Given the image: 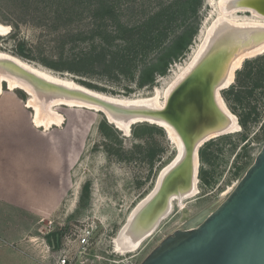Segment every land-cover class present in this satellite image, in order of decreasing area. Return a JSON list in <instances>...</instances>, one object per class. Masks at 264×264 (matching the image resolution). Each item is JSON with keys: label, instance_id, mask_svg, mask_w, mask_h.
Masks as SVG:
<instances>
[{"label": "rangeland", "instance_id": "374dc122", "mask_svg": "<svg viewBox=\"0 0 264 264\" xmlns=\"http://www.w3.org/2000/svg\"><path fill=\"white\" fill-rule=\"evenodd\" d=\"M17 1L0 0V13L10 21H13L17 15L26 17L29 21L21 23L19 29H14L10 22L0 19L1 24L9 27L7 34L0 36V52L19 59L31 67H42L58 77L74 80L76 84L113 98L132 99L153 96L156 90H159L161 104L164 102L165 92L179 73L191 63L208 28L220 14L218 0H202L199 18L193 21L194 25L198 26V32L191 44L182 53L180 52L178 57L172 59L167 74L158 75L156 84L152 88L139 90L135 83L125 78L113 81L101 76L82 77L69 72H57L42 64L40 60L52 61L62 53L63 49L59 45L62 28L35 24L29 18V12L40 6L34 1L33 3L29 0ZM112 1L117 7L118 20L122 24L134 26L163 7L172 3L179 4L183 0ZM231 18L257 19L253 17V13L247 12L232 14ZM82 23L86 26L91 23V19L86 17ZM18 40L33 49L36 61L24 59L16 53L15 46ZM70 47L66 50L67 55L76 51L71 50ZM79 80L106 90L99 91L87 87ZM128 86L134 89L133 93L127 91ZM2 88L0 95L15 94L26 107L30 108L34 125L42 131H48V135H54L52 140L54 139L57 152L67 157V167L65 169L62 164V169L66 170L67 175L71 171L72 175L70 187L49 189L52 196L57 193L54 190H59L61 194L58 193V198L64 197L56 215L43 220L35 216L21 215L13 209L0 211L8 213V216L0 215V224L3 226L0 227V239L7 240L0 241V264H54L64 253L66 238L71 237L75 241L77 230L90 225L95 229L94 244L90 253L101 258L93 259L86 256L83 259H88L86 264H142L165 238L183 228L190 219L204 210L216 209L225 201L264 147L263 53L246 59L237 71L233 85L222 92V97L228 109L237 117L241 130L214 138L203 146L202 149H206L207 152V160L201 159L197 194L184 200L182 204L175 201L171 214L153 235L142 243L137 252L121 254L116 252L115 239L136 207L153 192L161 172L178 155V146L169 139L165 131L161 134L158 131L141 129L140 138L135 136L134 126L130 134H124L119 130L117 132L104 114L79 106L54 107L53 110L62 119L60 125L53 124L48 129L38 127L35 124V108L29 106L31 95L22 89L10 90L7 82L2 83ZM243 119H248L246 127L241 124ZM104 121L112 126L106 130L108 136L112 137V142L100 129ZM15 128L16 126L6 127L4 132L17 135L18 131H15ZM107 144L112 152H108ZM149 145L152 146L151 153H156L153 165L150 164L151 153L147 151ZM87 184H89V195L84 199V187ZM201 220L202 218H199L192 225ZM55 232L64 233L57 247L52 236ZM22 239H25V242H21ZM19 252H24L30 261L19 255ZM77 253V246L69 248V255L74 257Z\"/></svg>", "mask_w": 264, "mask_h": 264}, {"label": "water", "instance_id": "95a60500", "mask_svg": "<svg viewBox=\"0 0 264 264\" xmlns=\"http://www.w3.org/2000/svg\"><path fill=\"white\" fill-rule=\"evenodd\" d=\"M226 10L230 13L254 12L264 15V0H228ZM212 59L204 67L196 69L163 106L158 103H130L105 97L104 94L100 95L82 85V88L75 86L74 80L72 85L47 79L10 59H0V72L24 79L48 103L51 99L65 97L67 101H83L92 107L77 102L73 106L84 109L99 107L97 111L104 114L108 122L124 134H127L126 129L130 134L133 126L145 123L156 125L167 133L168 129L158 122L174 127L172 133L182 137L184 153L178 152L176 158L162 171L165 172H161L153 190H156L155 193L159 192L158 195L156 193L158 200L155 204H162L165 208L176 190L175 187L193 180L196 175V158L199 163V180L200 151L212 139L208 138L210 134L207 130L216 126L217 131L220 130L224 135L228 128L221 125L223 120H227L226 115L216 108L214 99H211V76L215 67L210 66ZM223 91V88L220 89L219 95ZM170 136L169 139L172 140ZM151 194L136 210L155 198L156 195ZM210 211L204 210L187 222L202 218L197 227L178 229L165 238L142 264H264V147L228 198ZM159 212H153L151 223L156 220ZM57 242H60L59 237Z\"/></svg>", "mask_w": 264, "mask_h": 264}, {"label": "trees", "instance_id": "16d2710c", "mask_svg": "<svg viewBox=\"0 0 264 264\" xmlns=\"http://www.w3.org/2000/svg\"><path fill=\"white\" fill-rule=\"evenodd\" d=\"M29 1H34L41 8L29 12L32 22L39 26L62 28L59 38L62 53L52 61L40 60L42 64L57 72H69L82 77L101 76L113 81L125 78L135 83L139 90L152 88L158 75L167 74L172 59L178 57L191 44L198 32V26L193 21L198 20L202 5V0L172 3L152 13L142 23L129 26L118 20L117 7L112 0ZM86 17L91 19V23L85 26L82 22ZM0 19L10 22L14 29H19L21 23L29 21L19 15L10 21L1 13ZM69 46L71 50H76L75 53L66 54ZM15 50L24 59L37 60L33 49L23 41L18 40ZM79 82L99 91L106 90L83 80ZM127 88L129 93L134 92L133 88ZM247 120L241 121L244 127L247 126ZM110 127L112 128L106 121L100 125L102 132L112 142V137L106 132ZM141 129L164 133L162 128L147 123L139 124L133 129L137 138L141 136ZM148 148L147 151L151 153L152 146L149 145ZM108 152H112L109 146ZM206 153V149H201L200 157L204 161L207 160ZM155 157L156 153H151L150 164H154ZM84 191L85 199L89 195V184L84 187ZM63 234L53 233L56 247L61 243Z\"/></svg>", "mask_w": 264, "mask_h": 264}, {"label": "bare ground", "instance_id": "6f19581e", "mask_svg": "<svg viewBox=\"0 0 264 264\" xmlns=\"http://www.w3.org/2000/svg\"><path fill=\"white\" fill-rule=\"evenodd\" d=\"M227 1L228 0H218L217 4L220 8V14L213 20V23L208 28L205 37L202 41V44L199 46L198 50L194 54L191 63H189L187 68L183 69L179 73L175 81L165 92L163 104H161L160 102L159 90H156L153 96L132 99H115L126 102L128 101L130 103H132V101L153 104L158 103V105L163 106L165 102L167 103V101L172 97L174 91L182 83H184L186 79H188L194 73V71H196V69H198L199 67H204L206 65L205 63L213 58L210 62V66H215L213 69V74L211 76V99H214L216 108H218L219 111L227 117V120H223V122L221 123V125L223 126H228V128L224 132V135L240 131L241 127L239 125L237 117L232 114V112L228 109L222 95H219V90L222 88L226 90L233 85V83L235 82L236 73L241 68L243 62L246 59L253 58L264 53V15L252 12L253 17H256L257 19H233L231 18V15L235 13H230L226 10ZM8 30L9 27L0 23V36L6 35ZM1 58L15 61L16 63L28 67L36 73H39L47 79L70 84L72 83V81L58 77L54 73H51V71H46L47 69L45 70L42 67H31L26 63L20 61L19 59H16L2 52H0V59ZM216 77L217 81H215ZM3 82L8 83L10 90L22 89L31 95L29 100V106L35 108V124L38 127H44L48 129L53 124L58 125L57 123H59L60 125V121L62 119L53 110V108L56 106H73L75 102L88 104L86 102L78 100L67 101L65 97L59 99H51V102L49 101L48 103L47 100H42L43 96L39 93V91H36V89L32 85H30L24 79H21L20 77L11 73L0 72V91H2L3 89ZM72 85L74 84L72 83ZM77 85L80 86L79 84H76L75 86ZM188 92H191V90H189ZM101 94L102 93H100V95ZM104 96L109 97L107 95ZM110 98L113 99V97ZM88 106L92 107L90 106V104H88ZM96 108L99 109V107ZM97 109L94 110L97 111ZM107 114L112 119L111 115L109 113ZM158 123L164 125L168 129V135H171L170 137L173 143L178 146L179 152H181V154L182 152L184 153L183 148L185 147V145L181 140L182 137H180V135H173L172 133L173 129L175 128L165 122ZM217 130L218 129L216 128V126L208 129L207 133L210 134L208 138L214 139L219 137V135L223 136V133L220 132V130ZM126 133H129L128 129H126ZM194 164V170L196 175L194 176L193 180L191 181V183L187 182L176 186V190L174 193H172L171 197L169 198L168 205L165 208L162 204H155L158 200L156 197H158L157 195L159 193L156 192V195L155 190L151 195L156 196L155 198H153V200H151V202H149L147 205H145V203H147L145 202L138 210H134L127 224L120 231L117 239H115L116 252L121 254L137 252L141 248L142 243L146 239L151 237L161 225V223L171 214L175 201H177L179 204H182L184 200L194 197V195L197 194L199 183L197 177L199 163L197 158ZM155 210L158 212L160 210L161 211L157 214L158 217L156 216V220L151 223L150 219H153L152 214ZM195 221L191 223H186V225L182 229L195 228L199 225L202 220L192 225V223H194Z\"/></svg>", "mask_w": 264, "mask_h": 264}, {"label": "crops", "instance_id": "0c3cea01", "mask_svg": "<svg viewBox=\"0 0 264 264\" xmlns=\"http://www.w3.org/2000/svg\"><path fill=\"white\" fill-rule=\"evenodd\" d=\"M14 126L17 135L4 132ZM48 134L34 125L30 108L15 94L0 95V211L13 209L46 220L63 204L59 190L52 196L49 189L70 187L72 173L62 169L67 167V157L57 152L54 135ZM6 214L0 212L2 217ZM19 255L28 258L24 252Z\"/></svg>", "mask_w": 264, "mask_h": 264}, {"label": "built area", "instance_id": "2783aa9c", "mask_svg": "<svg viewBox=\"0 0 264 264\" xmlns=\"http://www.w3.org/2000/svg\"><path fill=\"white\" fill-rule=\"evenodd\" d=\"M76 240L73 241L71 237L66 238L64 253L59 256L54 264H86L88 259L83 260L86 256L88 258L93 257V259H100L99 255H93L90 250L94 244L93 240L95 238L94 226L81 227L75 233ZM76 244V245H74ZM78 247V253L74 255H69V248ZM68 248V249H67Z\"/></svg>", "mask_w": 264, "mask_h": 264}]
</instances>
